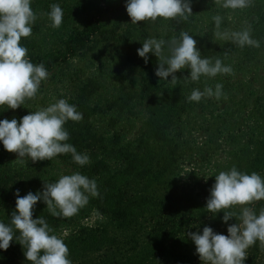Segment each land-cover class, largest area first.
<instances>
[{
    "label": "trees",
    "instance_id": "trees-1",
    "mask_svg": "<svg viewBox=\"0 0 264 264\" xmlns=\"http://www.w3.org/2000/svg\"><path fill=\"white\" fill-rule=\"evenodd\" d=\"M202 1L204 0H191L193 13L184 23L186 28L199 13ZM125 3L126 0L115 6L107 4L92 15L87 14L81 29L72 30L65 38H61L60 43L44 39L42 43L36 44L34 36H39L43 28L40 26H35L32 35L22 38L20 43L27 48V57L33 64H43L47 72H52L56 67L68 63L70 59L86 54L92 49L96 37H105L106 41H127V33L117 34L116 28L109 30L103 21L104 15L110 11L126 10ZM37 6L36 1L32 0L31 8L34 12ZM73 9L68 10L69 14L63 12L65 21L69 22L75 17ZM77 10H80V6ZM258 15L250 26L236 32L248 29L251 38L260 42V47H240L230 36V40L222 49H215L211 44L204 46L200 51L201 58H208L215 63L216 59L226 61L232 56H238L242 58L245 68H250L253 63L257 64L258 54H264V14L258 12ZM179 19L177 17L166 22L164 52L171 41L170 29L181 22ZM136 32L138 33L137 30ZM139 33L144 41L149 38L145 30ZM158 63V58L152 53L148 54V62L144 61L147 77L141 86L138 103L139 100L146 103L150 119L143 125L137 146L122 145L119 134L107 139L95 131L92 119L97 109L91 108L89 102L95 95L97 86L91 81L87 86L79 84L78 95L67 101L76 105L82 119L69 120L64 125L69 133L67 143L72 144L78 153L87 154L90 157L89 164L79 166L69 153L41 161L38 165H20L9 158L10 152L1 144L0 222L10 224L12 212L16 207L14 193L17 189L20 190V196L29 191L35 194L43 190L44 181L54 183L58 180L57 174L53 173L57 163L94 179L99 192V196L89 197L88 204L72 217L52 216L42 201H38L33 210V219L42 216L53 230L52 234L56 235L60 229L72 230L63 240L69 249L68 258L72 264H193L182 253L183 248L192 241L187 237V233H202L205 226H210L219 233L226 230L228 224L237 222L236 218H232L225 224L222 221L223 211L213 216L206 209V201L216 175L204 190L203 198L180 196L171 191L159 195L156 191L157 187L165 186V177L179 167V162L187 154L185 142L179 141L185 131L180 124L182 116L190 107L189 102L181 105L184 96L178 99L169 96L170 91L163 86L166 81L155 75ZM205 80L204 76L194 83L202 86ZM123 101L127 107V102L135 101V98L130 96ZM165 101L172 104L168 106ZM115 105L116 103H113L111 107ZM22 106L15 110L7 109L6 106L0 107V120L16 118L19 121L22 118ZM250 117L256 123L264 124V95L255 99ZM234 158V164L226 171L235 167L240 172H255L264 177V138L241 149ZM247 206L259 214L264 209V200ZM241 209L240 205H237L224 211L238 217ZM94 211L102 217L96 226L89 227L79 223ZM18 237L19 232L16 231L14 238L17 241L14 239L10 242L6 251L0 250V264H19L17 260L23 258L24 249ZM247 252V264H264V246H261L259 241L249 247ZM26 263L30 264L28 261Z\"/></svg>",
    "mask_w": 264,
    "mask_h": 264
},
{
    "label": "clouds",
    "instance_id": "clouds-1",
    "mask_svg": "<svg viewBox=\"0 0 264 264\" xmlns=\"http://www.w3.org/2000/svg\"><path fill=\"white\" fill-rule=\"evenodd\" d=\"M220 2V0H216ZM251 0H222L221 6L233 10L249 6ZM32 0H0V107L17 109L26 99L34 98L42 81L49 73L43 64H33L27 57V48L21 45V39L32 35L33 25L37 19L31 8ZM126 11L131 23L157 18L187 19L193 13L191 0H126ZM51 27L59 28L63 22V10L59 4L50 6L47 13ZM217 27L221 17H214ZM228 34H225L227 36ZM231 39L240 47H260V42L251 38L245 29L230 34ZM166 41L149 38L137 49L139 57L148 62V54L158 58L155 75L160 80L175 82V73L187 68L188 78L193 82L202 76L213 78L217 74H231V66H225L219 59L213 63L208 58H201L196 47L197 41L187 32H180L172 38L168 54L164 52ZM222 85L216 84L203 91L194 89L188 101H201L202 97L220 99L223 95ZM82 114L76 105L66 99L38 111H31L19 121L0 120V144L10 152L16 153L21 163L31 160H51L60 154L71 153L73 161L83 167L90 163L87 154L78 153L76 148L67 143L69 133L64 128L67 121H80ZM16 207L12 212L10 224L0 222V250H7L10 242L19 232V243L23 246L26 261L30 264H72L69 249L64 241L52 234V229L42 216L33 219V210L38 201H42L54 217H72L88 204L89 197L99 196L97 182L80 172L61 175L54 183L44 181L43 190L29 191L20 196V190L14 193ZM264 200V177L258 173L246 174L233 167L221 171L215 176V183L210 189L206 209L213 216L223 211L222 221L228 224L232 218L236 223L228 224L227 235L216 233L212 227L205 226L202 233L189 232L195 244L196 254L202 264H245L247 249L257 241L264 246V209L257 214L250 205ZM244 206L237 217L224 211L232 206ZM17 241V239H15ZM26 248V250H25Z\"/></svg>",
    "mask_w": 264,
    "mask_h": 264
},
{
    "label": "rangeland",
    "instance_id": "rangeland-1",
    "mask_svg": "<svg viewBox=\"0 0 264 264\" xmlns=\"http://www.w3.org/2000/svg\"><path fill=\"white\" fill-rule=\"evenodd\" d=\"M33 1L38 4L35 8L37 19L33 30L35 26L43 27L39 36L37 38L34 36L36 44H40L44 39L60 43L61 38H65L72 30L81 29V24L87 14L92 15L96 10L105 8L107 4L118 5L122 0ZM53 4H59L64 14H69L68 10L74 8L72 13L75 17L69 22L63 18L59 28L51 27L47 13ZM221 4L222 0L219 3L216 0L202 1L199 13L193 17L188 28L184 26L186 20L180 18L181 22L170 29V32L172 31L171 40L180 32H187L197 41L196 47L200 51L208 44L215 49H222L223 45L230 40L231 33L250 26L258 12L264 14V0H251L249 6L236 10L224 8ZM216 16L221 17L218 27L214 20ZM162 19L157 18L155 21L146 20L133 24L126 10L106 13L103 21L107 24V28L109 30L116 28L117 34L120 35L127 33L129 36L127 41H106L105 37H96L92 49H89L86 54L70 59L68 63L48 72L49 75L41 82L36 96L25 100L21 117L31 111L46 108L58 99L63 98L68 101L78 95L79 84L87 86L91 81L97 86V91L89 102L91 108L97 109L92 119L95 131L107 139H112L115 134H119L122 145L137 146L143 125L150 119L146 103H141L140 100L138 103L141 86L147 77L144 61L137 54V49L141 48L144 42L139 32L145 30L149 38L154 37L166 41L164 29L167 27L166 22L172 19L168 21ZM159 21H164V23L160 22L162 23L160 24ZM225 34L228 35L225 36ZM168 51L169 45L165 54H168ZM263 55V52H260L257 58L258 63L255 65L253 63L250 68H245L242 58L238 56H232L226 61L222 60L223 65L231 66L232 73L217 74L213 78L206 77L202 86L185 78L190 75L187 68L175 73L178 79L174 83L170 82L171 76H169V81L163 85L170 91L169 96L174 99L184 96L181 105L190 103L187 112L182 116L180 125L185 131L184 136H181L179 140L185 142L187 154L179 162V167L165 177V186L157 187L156 191L159 195L171 191L180 196L203 198V192L208 188L212 177L232 166L238 151L263 140L264 124H258L250 117L255 99L264 95ZM216 84L223 86V95L220 99L214 96L202 97L199 102L186 99L194 89L203 91L211 87L215 90ZM130 96L135 98V101L130 102V100L126 107L123 100ZM113 103L116 105L111 107ZM165 103L168 106L172 104L166 101ZM9 158L20 165L41 163V161L33 163L31 160L21 163L16 160V153H10ZM53 173L57 174L59 179L61 175H71L75 172L57 163ZM101 218L94 211L79 223L94 227ZM71 232V229H60L56 235L64 240ZM219 233L227 235V229ZM195 248L194 242L191 241L183 248V256L190 259L193 264H202ZM25 260L23 254V258L17 260V263L29 264ZM247 261L248 252L245 264Z\"/></svg>",
    "mask_w": 264,
    "mask_h": 264
}]
</instances>
